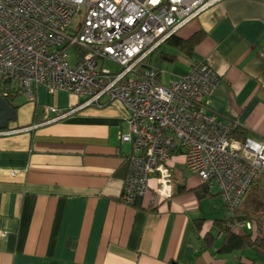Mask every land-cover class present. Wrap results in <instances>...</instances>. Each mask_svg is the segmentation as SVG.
<instances>
[{
    "label": "crops",
    "instance_id": "crops-1",
    "mask_svg": "<svg viewBox=\"0 0 264 264\" xmlns=\"http://www.w3.org/2000/svg\"><path fill=\"white\" fill-rule=\"evenodd\" d=\"M197 31L204 37L191 55L164 42L147 64L169 84L208 58L221 75L210 106L249 136L264 138V0H218L178 34L188 38ZM160 51L172 58H160ZM33 90L28 103L17 102L24 93L14 98L16 117L0 129V264H264V252L253 246L219 251L222 231L214 246H204L219 217L209 218L211 200L221 193L216 183L188 175L183 154L171 161V198L153 203L149 191L135 203L122 199L134 151L120 138L129 114L122 102L78 106L82 98L69 91L51 94L44 84ZM49 105L73 110L50 120L55 112L46 111Z\"/></svg>",
    "mask_w": 264,
    "mask_h": 264
},
{
    "label": "built area",
    "instance_id": "built-area-1",
    "mask_svg": "<svg viewBox=\"0 0 264 264\" xmlns=\"http://www.w3.org/2000/svg\"><path fill=\"white\" fill-rule=\"evenodd\" d=\"M218 0H0V82L34 98L33 84L66 90L78 106L117 100L128 109L122 141L131 142L122 199L153 203L175 192L172 159L183 154L202 182L216 183L227 216L264 177V138L233 136L237 120L210 106L221 75L208 58L169 84L147 64L150 53ZM74 27V31L70 28ZM113 61L119 68L105 66ZM55 105L50 120L69 114ZM3 132V131H0ZM157 183L152 185L151 180ZM235 232L251 220L229 223Z\"/></svg>",
    "mask_w": 264,
    "mask_h": 264
},
{
    "label": "trees",
    "instance_id": "trees-1",
    "mask_svg": "<svg viewBox=\"0 0 264 264\" xmlns=\"http://www.w3.org/2000/svg\"><path fill=\"white\" fill-rule=\"evenodd\" d=\"M203 37H204L203 31H197L188 38H184L180 36L178 32H176L166 42L179 47L187 55H191L193 53L195 46L202 40ZM160 47L153 50L150 53V56L155 51H157ZM160 52L162 53L160 55V58H167V59L172 58V54L165 52V51H160ZM150 56L147 57V62H150L149 61ZM2 87L6 88L3 85ZM19 93L20 92L18 91L14 92L12 90H9L7 94H3V93L1 94L17 110L18 104L14 101V98ZM248 135H249V130L241 126H237L233 132V136L237 138L246 139ZM252 186H254L253 187L254 191L251 192V189L249 190L248 194L246 195L247 199L253 200L257 196V193L260 190H263L261 194L259 195V197L263 200L264 199V177L259 178ZM258 210H259L258 213L254 214L250 209L246 208L245 203L242 201V203L234 211L232 216L228 217L227 214H225L222 217L214 218L213 228L215 229L216 232H214L212 229L206 232L203 238L204 246H207V247L214 246V244L217 241V236L219 232L222 231L223 237H222V241L219 247V251L231 252L233 250H242L248 246H253L257 248L258 250H261L264 252V214L261 212L260 207L258 208ZM204 219L205 217H202L196 220L198 228L201 229ZM236 220H251L254 224V227L245 228L244 231L242 232H235L231 229L229 223L234 222Z\"/></svg>",
    "mask_w": 264,
    "mask_h": 264
},
{
    "label": "rangeland",
    "instance_id": "rangeland-1",
    "mask_svg": "<svg viewBox=\"0 0 264 264\" xmlns=\"http://www.w3.org/2000/svg\"><path fill=\"white\" fill-rule=\"evenodd\" d=\"M70 30L74 31L75 29H74V27H71ZM162 47L168 48V45L164 44ZM173 51H176L175 47L173 48ZM181 59H186V57L183 56ZM170 62L171 61L167 60L166 63L164 64V66H169L168 68H170L171 67L169 65ZM105 66L109 67L112 70H116V69L119 68V65L117 63L113 62V61H106ZM168 68H166L167 72L164 73V80L165 81L169 79V76H168L169 75V71H168L169 69ZM25 94L26 93L20 94L18 96V98H17V102L18 103L24 104V103H28L29 102V100L27 98L28 95L26 94L27 95L26 96ZM187 173L189 175L190 173H193V172L192 171H188ZM253 187L254 186H252V188H251V192L254 191ZM216 189H217L216 186H214L213 190H216ZM262 191L263 190H260L257 193V196L253 200H248L247 197H245L244 200H243V202L245 203L246 208L250 209L254 214L258 213V211H259L258 208L259 207L261 209V212L264 214V199L262 200L259 197V195L261 194ZM207 199H209V198H206L203 202H206V205L209 204V207H211V202H212V205L214 206L213 207V210H214L213 213L210 214V212H209V218L212 217V215H213L212 218L217 217V216L222 217L224 215L223 208H222V203L224 204V201H223L222 196L220 194L214 195V198H213V200H211V202H210V200H207ZM208 210H210V209L208 208Z\"/></svg>",
    "mask_w": 264,
    "mask_h": 264
},
{
    "label": "water",
    "instance_id": "water-1",
    "mask_svg": "<svg viewBox=\"0 0 264 264\" xmlns=\"http://www.w3.org/2000/svg\"><path fill=\"white\" fill-rule=\"evenodd\" d=\"M16 117V109L0 94V129L8 126L10 120Z\"/></svg>",
    "mask_w": 264,
    "mask_h": 264
}]
</instances>
